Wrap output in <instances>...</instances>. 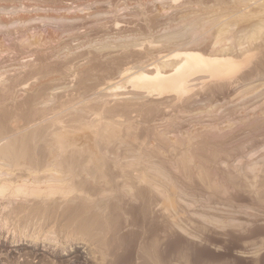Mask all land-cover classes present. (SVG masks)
<instances>
[{
  "label": "rangeland",
  "instance_id": "1",
  "mask_svg": "<svg viewBox=\"0 0 264 264\" xmlns=\"http://www.w3.org/2000/svg\"><path fill=\"white\" fill-rule=\"evenodd\" d=\"M0 204V264H264V0H0Z\"/></svg>",
  "mask_w": 264,
  "mask_h": 264
},
{
  "label": "bare ground",
  "instance_id": "2",
  "mask_svg": "<svg viewBox=\"0 0 264 264\" xmlns=\"http://www.w3.org/2000/svg\"><path fill=\"white\" fill-rule=\"evenodd\" d=\"M191 59H192V58H190L188 61H190ZM193 60H195V59H193ZM188 61H187V62H188ZM195 61H196V60H195ZM219 61H220V60H219ZM190 62L192 63V61H190ZM190 62H189V63H190ZM193 63H194V62H193ZM195 63H196V62H195ZM230 63H231V62H230ZM221 64H222V60H221ZM221 64H220V65H221ZM184 65H185V64H184ZM186 65H187V63H186ZM220 65L216 64V66H218V67H219ZM222 65H223V64H222ZM222 65H221V66H222ZM229 65H230V64H229ZM229 65H228V66H229ZM216 66H215V67H216ZM225 66H227L226 63H225ZM185 67H186V66H185ZM191 67H192V66H191ZM191 67H190V69L195 68V66H193L192 68H191ZM213 67H214V63H213ZM223 67H224V66H223ZM216 68H217V67H216ZM220 68H222V67H220ZM225 68H226V67H225ZM182 69H183V68H182ZM217 69H219V68H217ZM217 69H216V71H217ZM222 70H223V69H222ZM226 71H227V70H226ZM224 72H225V71H224ZM215 73H216V72H215ZM219 73H220V71L218 70V74H219ZM221 73H222V72H221ZM216 74H217V73H216ZM226 75H227V74H226ZM226 75H225V76H226ZM218 76H219V75H218ZM218 76H217V77H218ZM221 76H222V74H221ZM213 77H214V76H213ZM156 80H158V79H156ZM156 80L154 81L155 83H157ZM159 80H160V78H159ZM155 83H154L153 85H155ZM150 84H151V83H150ZM160 84H161V82H159V85H160ZM151 85H152V84H151ZM156 85H158V83H157ZM159 85H158V87H160ZM0 205H1V204H0ZM4 207H5V206H4ZM91 222H92V221H91ZM39 240H40V239H39ZM44 242H45V241H44ZM4 244H5V243H4ZM8 247H9V246H8ZM6 248H7V247H6ZM15 249H16V248H15ZM12 250H13V249H12ZM12 250H11V251H12ZM17 253H18V252H17ZM9 254H10V252H9ZM12 255H14V254H12Z\"/></svg>",
  "mask_w": 264,
  "mask_h": 264
}]
</instances>
